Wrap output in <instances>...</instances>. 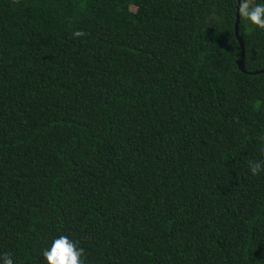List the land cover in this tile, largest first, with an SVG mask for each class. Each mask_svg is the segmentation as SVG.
Masks as SVG:
<instances>
[{
    "label": "trees",
    "instance_id": "1",
    "mask_svg": "<svg viewBox=\"0 0 264 264\" xmlns=\"http://www.w3.org/2000/svg\"><path fill=\"white\" fill-rule=\"evenodd\" d=\"M236 8L0 0V256L264 264V30L238 18L243 72Z\"/></svg>",
    "mask_w": 264,
    "mask_h": 264
},
{
    "label": "clouds",
    "instance_id": "2",
    "mask_svg": "<svg viewBox=\"0 0 264 264\" xmlns=\"http://www.w3.org/2000/svg\"><path fill=\"white\" fill-rule=\"evenodd\" d=\"M236 12L250 31L264 30V0H236ZM75 37L83 35L82 32L73 33ZM264 150V149H262ZM249 172L253 176L264 172V161L249 162ZM44 264H85L84 249L79 243L67 234H58L41 253ZM0 264H15L9 254L0 256Z\"/></svg>",
    "mask_w": 264,
    "mask_h": 264
},
{
    "label": "water",
    "instance_id": "3",
    "mask_svg": "<svg viewBox=\"0 0 264 264\" xmlns=\"http://www.w3.org/2000/svg\"><path fill=\"white\" fill-rule=\"evenodd\" d=\"M236 18H237V19H236V23H235V34H236V37H237V39H238V41H239V43H240V46H241V55H242V59H240V60L237 62V64H238V68H239L240 70H242L243 72H245V70H244V62H243V56H244L243 43H242L241 38H240V36H239V34H238V18H239V16L237 15ZM261 72H264V70H262V71H257V72H253V74H255V73H261Z\"/></svg>",
    "mask_w": 264,
    "mask_h": 264
}]
</instances>
